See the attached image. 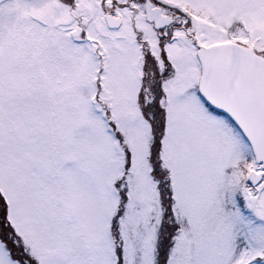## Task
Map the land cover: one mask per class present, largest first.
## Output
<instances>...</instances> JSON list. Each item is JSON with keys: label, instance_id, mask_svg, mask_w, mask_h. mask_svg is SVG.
<instances>
[{"label": "snow or ice", "instance_id": "1", "mask_svg": "<svg viewBox=\"0 0 264 264\" xmlns=\"http://www.w3.org/2000/svg\"><path fill=\"white\" fill-rule=\"evenodd\" d=\"M0 264H264V0H0Z\"/></svg>", "mask_w": 264, "mask_h": 264}]
</instances>
